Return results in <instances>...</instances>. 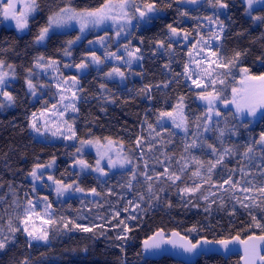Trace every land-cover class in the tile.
<instances>
[{
	"label": "trees",
	"instance_id": "16d2710c",
	"mask_svg": "<svg viewBox=\"0 0 264 264\" xmlns=\"http://www.w3.org/2000/svg\"><path fill=\"white\" fill-rule=\"evenodd\" d=\"M183 1L186 0H147L155 3L163 14L143 28H133L131 38L134 47L140 49L141 62L133 69L134 77L127 79L124 87L106 82L94 71L79 78L75 142L68 144L44 143L33 137L30 118L42 106L39 101L30 103L24 77L26 69L33 68L35 58L41 54L46 59L62 61L67 41L75 40L78 32L51 34L43 46L35 45V37L46 22L54 0H38L41 11L31 20L25 34L17 35L11 29L0 28V60L13 65L16 73L15 81L4 89L16 98L15 103L5 111L0 109V229L3 230L0 239L12 235L8 231L10 217L13 226L20 229L14 242L5 251H0V264H20L25 258L29 264H181L169 258L144 260L140 243L159 230L177 231L191 241L200 238L216 241L237 234L241 239L264 235V229L257 228L252 221V215H255L264 224V211H261L264 194L248 183L252 181L256 188L264 183L258 167L264 163L261 161L264 147L256 144L254 152L249 154L251 159L242 155L246 145L254 143L264 132V119L259 116L257 123L251 126L247 117L237 119L232 109L221 108L218 109L221 115L213 118L210 133L206 135V108L197 101L203 89H195L183 75L190 48H197L201 37H209L210 32L204 30V24L212 23L205 19L206 16L213 20L218 17L224 24L222 40L213 51L222 44L218 54L227 60L235 51L247 50L231 72L236 68H248L252 75L264 73V23L258 21L254 25L252 19V16H264V7H254L251 16H246L242 0H223L228 8L213 7L208 0H198L199 3L192 7L183 5ZM75 2L81 7L98 6L103 0ZM137 2L143 4L144 0ZM181 12L187 15H181ZM168 25L175 27L179 35L188 33L187 45L182 39L170 40ZM94 37L96 35L90 34L87 40ZM85 41L70 49L73 64L80 63L89 52ZM157 41H163L164 47H158ZM216 68L221 74L229 71L224 67ZM221 77L228 79V75ZM101 85L105 86L103 90ZM146 85L150 90L141 92ZM213 87L207 90L212 91ZM180 97L184 98L185 133L177 132L171 125L160 124V113H172L181 102ZM218 129L225 133L220 139ZM137 138L140 139L139 146ZM89 139L118 143L122 151L130 155V167L104 177L89 174L76 178L72 175L71 165L78 158L77 146ZM193 140L198 146L186 151L185 145ZM207 144H212L217 154L214 155ZM225 147H234V153L225 154L223 161L209 173V161L219 159ZM53 157L56 162L54 180L65 184L77 181L73 188L79 186L85 194L60 203H55L49 194L47 202L51 204L52 216L58 223L55 229L47 225V243H32L30 247L20 221L16 219L17 215H23L25 203L33 198L31 183L26 176L35 165H44ZM83 158L92 163L90 154H84ZM241 167L247 176L240 171ZM165 168L179 175L180 179L173 183L165 175L158 176ZM196 172L200 175H193ZM229 176L233 182L240 181L235 188L232 184H224ZM150 184L151 193L148 191ZM196 185L200 186L196 191L182 192L185 188H196ZM244 188L252 190L245 192ZM91 189L99 193L94 201L89 198ZM141 195L144 200H140ZM156 196L160 199L156 200ZM13 201L19 204L18 208ZM129 201L133 203L129 204ZM241 202L250 207L245 209ZM169 203L171 207H168ZM209 206L211 213L204 211ZM61 218L73 220L91 230L84 232L73 228L68 231L59 222ZM124 224L130 230H125ZM193 225L198 231L189 232ZM117 236L122 238L117 239ZM237 263V256L223 259L211 255L201 257L194 264Z\"/></svg>",
	"mask_w": 264,
	"mask_h": 264
},
{
	"label": "snow or ice",
	"instance_id": "6c2138e0",
	"mask_svg": "<svg viewBox=\"0 0 264 264\" xmlns=\"http://www.w3.org/2000/svg\"><path fill=\"white\" fill-rule=\"evenodd\" d=\"M180 2V0H178ZM188 3L195 4L198 2V0H187ZM209 4H211L213 7H219V8H228L229 5L227 3H224L223 0H208ZM245 2L248 5V8L251 9L254 4H261L264 6V0H245ZM170 7L171 5H167ZM134 9V11H133ZM157 6L153 2H147V0H144L143 4L137 3V0H103L102 3H100L98 6H91V5H85L83 7L79 6L75 0H54V3L50 5V10L47 15L46 22L39 28V32L35 37V43L41 44L45 41L46 38L49 37L50 33H54L56 30H68L73 28V26H77L79 28V32L81 34L85 33L86 30H93L96 28H100L102 25H105L107 23H111L112 28L115 30L116 35L120 36L121 33L125 32L127 28L132 24L133 20H136L137 26H139V23L141 21H146L148 18L149 13L156 12ZM41 11V6L38 0H27L26 3L23 5V10L17 11V4L14 2V0H8V3L4 6L3 9V17L5 20H14L17 30H24L28 28L29 26V17L32 16L34 13H37ZM247 11V9H246ZM138 14V16H137ZM181 15H187L186 12H181ZM250 14V13H249ZM205 19L209 20V22L214 23L219 26L220 32H213L212 36L209 37V39H215L217 41H221V33L224 32V24L222 21L219 20L217 17L215 20H213L212 17H205ZM252 19L254 21H261L264 23V16H252ZM169 31L173 36L179 35L178 30L173 27L172 25H168ZM188 33H185V39L187 38ZM81 39L80 35H77L75 40H69L67 41V44L69 47L76 42V40ZM203 40V37H201ZM104 37L99 38V42L103 43ZM89 43H94L93 41H89ZM207 44V41H205ZM158 47H164L163 41H157ZM221 46L217 47L216 51H212L211 55L216 57V60L211 61L210 63L216 64L218 67H224L229 69L227 73H217V76H227V75H233L231 72V68H234L237 66V63L239 62L240 58L246 54L245 52L241 51H235L231 58L227 59L224 55H219ZM169 49L171 48V45L168 46ZM124 51L126 52L128 56V60L126 63L129 65L132 63L133 60L140 59L141 57L137 55L138 52H140V49L137 48L134 51L129 50V46H124ZM203 51V49H201ZM64 55L68 56L71 55L68 48L64 49ZM106 56L113 57L118 60H123V57L117 56L116 53L112 52H106ZM258 59H260L258 57ZM45 61L44 55H39L34 60V67L35 68H53L55 69L56 61L52 60L51 58L48 59L47 63H43ZM91 61L94 64H102L103 60L97 56L94 52L91 53ZM199 63V62H198ZM4 66V61L0 60V69H2ZM88 63L81 61V63L76 64L75 67L77 70H83L88 68ZM65 67H70V65H65ZM167 67V65H165ZM9 69H12V74L15 76L13 65H8ZM28 76L30 77L33 75L32 68L26 69ZM117 75L121 78L124 77V73L120 71L119 68H113L110 72L106 73L108 77H111L113 75ZM9 73L0 71V96H3V100H0V109L12 106L15 103V97L8 91H5V85H6V79L8 77ZM185 77L188 79H192V73L189 70V67L187 64H185V71L183 73ZM207 76L211 77L212 72H207ZM200 77L198 76L197 79H193V83L196 84L197 88L201 87V84L197 82V80ZM73 86L78 85L79 81L76 79V77L71 78ZM216 79H212V84H216ZM219 83L223 85L224 87H227L226 81L224 79H220ZM239 87L233 86L231 88V98L228 99L224 95V87L220 89H216L213 87L212 91H208V86L205 84L204 90L199 94V99L202 101H206L208 105L207 109V115L210 118L211 115L214 112L216 102L219 101L223 103L225 106L232 105L235 109L234 116L235 118L239 119L241 116H244L245 114L248 117H256L258 113L260 114L261 119H264V73H261L260 75H252L248 68H241L240 69V80L238 81ZM25 84L28 88V90L35 95V88L36 85L32 82V80L28 77L25 78ZM167 86V85H165ZM43 87V85H41ZM105 86L101 85V88L103 89ZM150 90V86L146 85L145 88L141 89V92H147ZM73 99L76 98V93H73ZM61 99L63 100L64 97L62 96ZM183 97H180V101H183ZM6 101V103H5ZM66 108L68 105L65 106ZM72 110L75 111V106L71 105ZM177 107H180L182 109V103L178 105ZM53 108H56V105H53ZM216 116H220L221 113L219 111H215L214 113ZM62 115V113H61ZM171 112H161L160 117H172ZM35 116V114H33ZM199 120V117L197 118ZM186 123V118L181 115V123H176L175 118H173V124L175 127L180 128L183 127ZM30 126L33 129L34 132L43 135V133L40 130L39 124L34 120L30 122ZM247 127V125H245ZM205 131H209L210 129L207 126V122L205 124ZM219 132L218 139L222 138L224 136V130L218 129ZM235 134V133H233ZM52 135H56L55 132L52 133ZM72 136H75V132H72ZM66 139L70 137H65ZM92 141H82L81 147L85 144H92ZM96 143H99V141H96ZM112 143L111 140H109V145ZM221 143L223 144V140L221 139ZM140 144V139L137 138V146ZM256 144L264 145V132H261L260 137L258 140H256L254 143H249L245 147V151L242 154L245 158L251 159L249 156L250 153L254 152V147ZM197 141L193 140L191 144L185 145V150L187 151L189 148H195L197 147ZM207 147L212 150V153L215 155L217 154V149L212 144H207ZM81 149L78 148L77 152H79ZM234 153V147H225L223 150V153L220 154L219 159H217L215 162L209 161L210 167L208 168V172L211 173L214 168L218 164H220L225 154H233ZM55 158L53 157L52 162H50L47 165H35L29 175L33 178V180H37L40 178L38 175V171L41 168H49L52 166V163H54ZM261 161H264V155L261 156ZM77 164L81 166L82 169L88 168L89 165L83 161V160H77ZM126 163H130V161L127 159V157H124L123 159L118 160H112L109 158L108 160V167H115L117 164H119L121 167H123ZM197 163H200V161H197ZM258 167L261 168L260 175L262 178H264V163L261 165H258ZM184 169L181 168V171ZM93 171H98L101 173V175H105L104 169L100 167V160L96 161V167L93 169ZM234 171V170H233ZM240 171L247 176L248 173L244 171V168L241 167ZM133 172H135V168H133ZM165 175L168 177V179L172 180L173 183L176 180L180 179V176L177 175L174 172H170L168 168H165V171L163 174H157ZM193 175L199 176L200 173L196 172ZM49 180L53 181V183L56 185L55 191L57 196H63L65 192L71 190L73 188V185L71 184H65L63 181L60 180H54L52 176L48 177ZM146 179L151 180V177H146ZM208 180H211V176L208 177ZM240 181L233 182L232 177L229 176L227 180L224 181V184H232L233 188L236 187L237 184H239ZM249 184H252V188L258 190L261 194H264V183H261V186L259 188H256V185L252 183V181H248ZM131 185L129 184V187ZM200 186L196 185V188H185L182 190V192H194L196 191ZM35 190V189H34ZM252 189L250 188H244L243 191L249 192ZM75 191H84L79 186L75 187ZM149 193L152 192V185L150 184L148 187ZM162 191V190H161ZM91 192L94 195H99V193L96 192L95 189H91ZM2 199V197H0ZM47 197H43V200L45 201V209H44V215L47 216V219L44 220V223L49 225L50 228L55 229L58 221L53 218L51 213V204L47 203ZM156 200H159L160 198L158 196L155 197ZM207 199V197H205ZM140 200H144V196H140ZM15 206L18 208L19 204H16L15 201H13ZM132 201H129V204H132ZM28 206L24 208L23 215H17L16 219H19L20 224L23 225V232L28 237V244L31 247L32 241H45L47 242L49 239V229H43L39 233L35 230H30L28 227L29 220L31 219L33 214H36V206L33 204V201L29 199L27 201ZM151 206V205H150ZM172 205L169 203L168 207H171ZM195 206V205H193ZM241 206L245 209L249 208L250 205L244 204L241 202ZM137 208H139V205H136ZM257 207H261L260 205H257ZM221 208H223V205H221ZM205 212L211 213V206L206 207L204 209ZM261 211H264V207H261ZM252 221L255 224L257 228L264 229V224L260 223L257 220V217L255 215H252ZM63 223V226L66 230L71 231L73 228L79 229L80 231L88 232L91 229L84 227L80 224H77L73 220H65L64 218H61V221ZM124 223L123 221L121 222ZM69 225L72 226V228H69ZM125 230L128 229V226L124 224ZM3 230L0 229V232ZM8 231L12 234L11 236H4L3 239H0V251H5L9 244H12L14 242L15 234L20 231L18 227L13 226L12 224V218L10 217L8 220ZM189 232H196L198 231L197 227L193 225L192 228L188 230ZM173 238L178 239H165V234L162 230L157 231L153 236L149 237L147 240L143 242L144 251L148 252L152 249H159L161 247V244L168 243L173 246V248H182L187 253L195 252L202 244H211L215 243L218 244L225 252L229 250V246L233 243L239 242L241 244H245V257L247 258L245 261V264H254L256 260L259 261V264H264V255L260 254V247L259 242H264V235H261L259 237H253L250 236L248 238L249 241H255L254 243H246L245 241L240 239L239 234H237L235 237H232L230 239H219L216 241H210L205 238H202L201 240H197L195 243H193L191 240H189L186 236H181L180 233L173 231L172 232ZM122 237L117 236V239H121ZM126 239V237H124ZM20 264H29V261L27 258H25L23 261L20 262Z\"/></svg>",
	"mask_w": 264,
	"mask_h": 264
},
{
	"label": "rangeland",
	"instance_id": "374dc122",
	"mask_svg": "<svg viewBox=\"0 0 264 264\" xmlns=\"http://www.w3.org/2000/svg\"><path fill=\"white\" fill-rule=\"evenodd\" d=\"M245 3L246 6V16H251L252 8L254 7H264L261 4H254L251 9L248 8L247 3L245 0H242ZM1 7H0V28L5 27L8 29L13 30L17 35H23L27 32L28 28L24 30H17L15 21L14 20H5L3 17V9L4 6L8 3V0H0ZM14 2L17 4V11L23 10L24 3L27 2V0H14ZM140 3V2H137ZM199 3V1L195 4L188 3L187 0L183 1V5L187 6H196ZM142 5V3H140ZM134 11V9H133ZM250 13V14H249ZM162 13L161 10H157L154 13H149L148 18L146 21H141L139 23V26H137L136 20H133L132 24L127 28V30L123 33H121L120 36L116 35L115 30L112 28L111 23H107L105 25H102L100 28H96L93 30H86L85 33L81 34L79 32V28L77 26H73V28L68 30H56L54 33H66L68 31L76 30L78 32V35L81 36V39L76 40L74 44H72L70 47L67 45L66 48L70 49L74 46H77L82 41H85L86 49L89 50L87 54L84 55L82 61L88 63V68L83 70H77L75 67L76 64L72 63V55H62V61L55 60L56 66L55 69L48 68H35L33 66L32 72L33 75L30 77L28 76V73H26V76L24 77V84H25V78L28 77L32 80V82L36 85L35 88V95H33L27 88L25 84V89L29 97L30 103H36L40 102V105L42 106V109H40L38 112L34 113L35 116H31L30 122L36 121L39 126L40 130L43 133V135H40L33 131V129L30 126V132L32 133L33 137L36 140H39L40 142L44 143H73L75 142V136H72V132H74V125L76 121L77 116V104L80 101L79 99V83L76 86H73L72 77H76V79L79 81V78L90 71H94L97 73L102 79H104L106 82H113L116 83L119 87H124L126 85L127 79L133 78L134 73L133 69L137 68L140 65L141 58L137 60H133L132 63L129 65L126 63V61L129 59L126 52L124 51V46L128 45L130 51H134L137 49V47H134L133 39L131 38V34L133 31V28H143L150 24L152 20L160 16ZM36 13H34L32 16L29 17V24L31 20L34 18ZM138 16V14H137ZM254 21V20H253ZM258 21H254V25L257 24ZM29 27V26H28ZM204 30H208L209 37L212 36L213 32H220L219 26L212 23V24H204ZM96 35L93 39H88L87 37L90 35ZM104 37L103 43L99 42V38ZM169 37L172 41H177L179 39L183 40V43L186 44L187 39H185V35H176L173 36L171 32L169 31ZM209 37L203 38V40L200 38L199 42H197V48L195 46H192L189 51L188 55V62L187 65L189 67V70L192 73V79L186 80L189 82L190 85H192L195 89H203L204 85L206 84L209 87H213L212 79H216V84L214 87L216 89H220L224 87L219 83V80L222 79L221 76H217V73H219L218 68L216 64L210 63L213 60H216L214 56L211 55V52L213 51L214 46L217 45L218 41L215 39H209ZM47 39V38H46ZM45 39V40H46ZM89 41H93L94 43H89ZM207 41V44L205 43ZM35 43V42H34ZM45 44V41L41 44L35 43L37 47H41ZM203 49V51H201ZM95 53L97 56H99L102 60V64H94L91 61V53ZM106 52H112L116 53L117 56L123 57V60H118L113 57L106 56ZM71 53V51H70ZM138 56H140L139 52L137 53ZM48 59L45 58V61L43 63H47ZM199 62V63H198ZM81 63V62H80ZM79 64V63H78ZM9 64L4 63V66L0 71L8 72L9 75L6 79V85L12 83L16 79V73L15 76L12 74V69L8 68ZM34 65V63H33ZM65 65H70V67H65ZM109 65V66H108ZM119 68L120 71L124 73V77L121 78L117 75H113L111 77H108L106 73L110 72L113 68ZM14 72H15V67ZM124 69V70H123ZM240 69L236 68L235 70H232V77L228 75V79H224L226 81V84L231 80V85L224 87V95L229 96V99L231 98V88L233 86L239 87L238 81L240 80ZM212 72V76H207V72ZM200 77L197 82L201 84L200 88L196 87V84L193 83V79H197V77ZM43 85V87H41ZM207 88V89H208ZM104 89V88H103ZM101 88V90H103ZM213 90V89H212ZM73 93H76V98L73 99ZM64 97L62 100L61 97ZM199 94L197 96V101L200 105L204 106L206 108V112L208 109V105L206 101H202L199 98ZM182 102L178 103L180 105ZM53 105H56V108H53ZM68 105L66 108L65 106ZM71 105L75 106V111L72 110ZM172 112V117H161L160 124L162 125H171L177 132L185 133L186 132V124H184L183 127L177 128L173 124V118H175L176 123H181V115L184 116V108L182 104V109L180 107H177ZM221 108H230L235 113V109L232 105L225 106L223 103L217 101L216 106L214 109L213 114L209 118L207 115L206 122L207 126L210 129V125L212 123L213 118L216 116L214 113L215 111H218V109ZM8 107L3 108L2 110H7ZM62 113V115H61ZM260 114L256 117H248L246 114L244 116H241L240 119L248 118L250 120V125L253 126L257 123L258 118ZM185 117V116H184ZM55 132L56 135H52V133ZM210 133V130L206 132V135ZM65 137H70L66 139ZM85 141H92V144H85L83 147H81V142L78 143L77 149L80 148L81 150L76 153L77 160H83L85 161L89 167L82 169L79 164L76 163L77 160H75L72 165V175H75L76 178H80L83 176H87L89 174L93 175L94 177H104L108 174L126 170L130 167V163H126L123 167H121L119 164H117L115 167H108V160L111 158L112 160H118L123 159L124 157H127L129 161H131V157L129 154L122 151V148L118 143H115L112 141V143L109 145V141L105 140L100 142L99 139H89ZM96 141H99V143H96ZM259 147H264V145H259ZM84 154H90L92 156V163H88L84 158ZM100 160V167L104 169L105 175H101L98 171H93V169L96 167V161ZM52 162L50 160L48 163ZM48 163L44 164L47 165ZM56 166V162L52 163V166L49 168H41L38 171V175L40 176L39 179L33 180V178L30 175H27V180L31 183V192L32 197L31 200L33 201V204L36 206V214H33L31 219L29 220L28 227L30 230H35L37 233H39L41 230L47 228V224L44 223V220L47 219V216L44 215V209H45V201L43 200V197H47L48 195H52V199L55 203H60L66 201L68 198L75 196L80 197L85 194L83 191H75V188H72L71 190L64 193L63 196H57L55 188L56 185L53 183V181L49 180L48 177L52 176L54 178V169ZM77 181H73L70 183L71 185L76 184ZM41 186V187H40ZM35 189V190H34ZM90 192V191H87ZM92 201L96 200L97 196L93 193L89 197ZM48 200V199H47ZM49 203V202H47ZM28 206L27 202L25 203L26 208ZM52 210V208H51ZM52 213V211H51ZM21 229L23 230V225H20ZM26 235V234H25ZM27 237V235H26ZM28 238V237H27ZM32 243H40L45 244L47 242L45 241H32Z\"/></svg>",
	"mask_w": 264,
	"mask_h": 264
},
{
	"label": "water",
	"instance_id": "95a60500",
	"mask_svg": "<svg viewBox=\"0 0 264 264\" xmlns=\"http://www.w3.org/2000/svg\"><path fill=\"white\" fill-rule=\"evenodd\" d=\"M172 232H168V233L164 232L166 240L167 239H178V238L172 237ZM155 233H153L149 237L153 236ZM250 236L259 237L261 235H250ZM250 236H247L243 239L240 238V239L249 244L254 243L255 241L248 240ZM148 238L144 239L140 243L141 256L144 260L156 261L161 258H169L181 264H194L201 257L215 255V256L222 257L223 259H228L229 257L237 256L238 257L237 264H245V261L247 259L245 257V244H241L239 242L231 244L227 252H225L218 244H215V243L206 244V245L202 244L200 248H198L195 252H192V253H187L182 248H178V247L173 248V246L168 243L161 244V247L159 249H152L148 252H145L144 247H143V242L147 240ZM201 239L202 238L197 239V240H201ZM197 240L192 241V242L195 243ZM210 241H214V240H210ZM259 247H260V254L264 255V242H259ZM254 264H259V261L256 260Z\"/></svg>",
	"mask_w": 264,
	"mask_h": 264
},
{
	"label": "bare ground",
	"instance_id": "6f19581e",
	"mask_svg": "<svg viewBox=\"0 0 264 264\" xmlns=\"http://www.w3.org/2000/svg\"><path fill=\"white\" fill-rule=\"evenodd\" d=\"M189 42V41H188ZM194 44V43H193ZM187 45V44H186ZM204 133V132H203ZM164 232V231H163ZM165 233H168V232H165Z\"/></svg>",
	"mask_w": 264,
	"mask_h": 264
}]
</instances>
